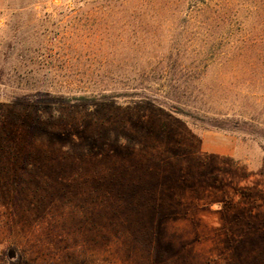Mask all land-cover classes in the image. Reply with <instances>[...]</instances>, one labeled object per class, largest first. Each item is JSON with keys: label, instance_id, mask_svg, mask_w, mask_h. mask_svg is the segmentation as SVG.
I'll list each match as a JSON object with an SVG mask.
<instances>
[{"label": "rangeland", "instance_id": "1", "mask_svg": "<svg viewBox=\"0 0 264 264\" xmlns=\"http://www.w3.org/2000/svg\"><path fill=\"white\" fill-rule=\"evenodd\" d=\"M0 264H264V0H0Z\"/></svg>", "mask_w": 264, "mask_h": 264}, {"label": "trees", "instance_id": "2", "mask_svg": "<svg viewBox=\"0 0 264 264\" xmlns=\"http://www.w3.org/2000/svg\"><path fill=\"white\" fill-rule=\"evenodd\" d=\"M198 1H200L201 3H204V2H205V0H198ZM4 137H5V135L2 134V133H0V140H1V141H2V140H6Z\"/></svg>", "mask_w": 264, "mask_h": 264}]
</instances>
